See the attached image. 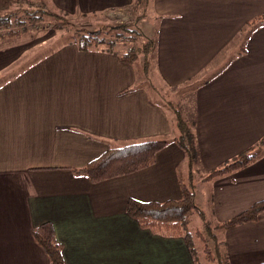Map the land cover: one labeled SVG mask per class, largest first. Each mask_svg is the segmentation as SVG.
I'll return each instance as SVG.
<instances>
[{
  "label": "crops",
  "instance_id": "obj_1",
  "mask_svg": "<svg viewBox=\"0 0 264 264\" xmlns=\"http://www.w3.org/2000/svg\"><path fill=\"white\" fill-rule=\"evenodd\" d=\"M46 2L55 12L95 19L134 11L138 0ZM139 3L153 16L149 36L142 32L155 41L150 68L160 80L177 89L206 73L184 90H194L184 95L199 154L196 202L207 220L229 221L264 200V146L246 168L203 179L264 138V25L257 21L264 0ZM20 38H0V264H50L33 236L46 222L66 264H195L183 239L154 235L126 212L130 199L181 198L187 158L175 144L154 166L125 177L93 184L72 172L115 144L177 136L147 87L127 93L142 83L137 68L103 49L80 52L70 44L33 59L31 41ZM178 106L188 118L186 103ZM225 231L230 264L264 263V213Z\"/></svg>",
  "mask_w": 264,
  "mask_h": 264
},
{
  "label": "trees",
  "instance_id": "obj_2",
  "mask_svg": "<svg viewBox=\"0 0 264 264\" xmlns=\"http://www.w3.org/2000/svg\"><path fill=\"white\" fill-rule=\"evenodd\" d=\"M13 7H17V11L13 10ZM35 7L28 0H0V38L26 35L30 33L31 29L38 31L40 26L45 23L47 16L57 22L55 19L56 15L44 13V5L42 3H39ZM86 15L88 14L84 16L87 17ZM83 19L88 20V18ZM257 21L264 25V15ZM72 27L73 29L71 30H73L74 34H79V37L72 42V45H76L80 52L99 50L101 46H104L107 48L103 50L104 52L119 56L120 61L126 65L137 66L138 62H142L143 69L149 75L151 55L155 47V41L148 40L141 46L138 45V38L144 36L143 32L133 26H119L117 28L122 27L126 36H119V39H113L101 37L99 31L90 30L89 28L92 25L88 21ZM120 39L132 43V46L123 54L116 51ZM144 86L148 87L143 82L139 83L138 86L128 90L127 93ZM154 89L156 90L155 87ZM159 105L162 108H166L172 116L173 124L177 130L176 137L173 139L166 138L130 143L121 147L112 146L84 167L72 169V172L76 177L87 178L93 184L125 177L154 166L157 163L158 154L170 144H175L184 152L190 173L187 182L180 177L181 198L165 202H140L130 199L126 206V212L129 217L138 222L142 229L149 230L154 235L183 239L195 264H200L196 251V239H200L205 243L207 261L217 264H230L229 256L222 251L223 242L217 241V231L256 222L264 213V200L254 204L228 222L212 228L206 218L205 212L196 202L197 192L196 184L194 183V170L198 164L199 154L197 138L194 132L195 125L172 102ZM263 146L264 138L256 146L243 152L232 162L212 171L203 181L208 182L246 168L260 157V149ZM194 214L199 215L205 221V231H207L208 236L204 232L198 231L194 234L190 231L189 227ZM33 236L36 243L48 255L50 264H66L63 256L64 245L58 242L54 225L51 222L43 223L35 228ZM212 249L216 250V254L212 253Z\"/></svg>",
  "mask_w": 264,
  "mask_h": 264
},
{
  "label": "rangeland",
  "instance_id": "obj_3",
  "mask_svg": "<svg viewBox=\"0 0 264 264\" xmlns=\"http://www.w3.org/2000/svg\"><path fill=\"white\" fill-rule=\"evenodd\" d=\"M28 1L33 7H35L39 3H42L44 5V9H43L44 13L46 12V14L50 13L52 15H56L55 19L57 21L55 22L54 20L50 19L49 16H47V19H45V23L40 26L38 31L31 29L30 33H27L26 35L17 36V37H22L20 39L29 38L31 43L28 45L27 48H28V52L30 51L29 56L30 57L34 56L33 59H41L49 55L50 53H53L54 51L58 50L59 48H61L62 46L66 44L72 45V42L75 41L79 37L78 33L74 34L73 30H71L73 29L72 26L74 25L78 26L80 24H84L85 21H88L92 25V27L89 28L90 30L99 31L100 36L104 38L106 37V38H113V39L118 38L119 39V36H126L124 34V29L122 30V27L117 28L119 26H124V25L133 26L134 28H136L137 30L141 32L144 31L145 34L148 36L150 34L149 33L150 29L147 30V24H151V22H148V19L153 18V16H152V13L149 11H146V14H145V11H143V7L145 6L139 3L140 0H138V3L135 4L134 11L130 9L124 10L121 12V14L107 12L106 14H102V16H98L95 19L88 18V20L73 18L64 13L55 12L48 8V3L46 2L47 0H28ZM146 6H149V5H146ZM24 8H26V6H24ZM12 9L17 11V7H13ZM37 10L39 9L37 8ZM142 15L143 17H141ZM135 17H136V20H135ZM154 29H156V27ZM249 30L250 28H248V31ZM148 40L149 38L143 36L141 38H138L137 44L141 46L144 42H147ZM131 46H132L131 42L120 39L116 47V51L120 54H123ZM100 49L106 50L107 48L104 46H101ZM153 66L155 68V64ZM135 67H137L139 82H143L144 84L148 86L147 90H149L151 97L155 101H158V103L162 105H165L166 102L168 103L172 102L177 107H179L178 105H182L183 103H186V105L188 106V111H189L188 119L191 122L194 121V118L192 116L193 110L189 104L188 96L184 95V94H187L188 91L193 92L194 90L189 89L185 92L184 90H186L187 88H190V86L193 84L197 85V83L206 74L205 72L197 76L195 80L192 83L188 84L187 86L185 85L177 89H174L170 85H167L164 82H162L160 80L159 75L154 72L153 68L149 69V75H150L149 76L146 74L145 70L143 69L142 62H138L137 66ZM147 80H149V82H147ZM154 87L156 88V90L154 89ZM193 88H195V86ZM191 104L193 105V100L191 101ZM186 113H187V110H186ZM124 145L125 144H115L116 147H121ZM181 170H182V176L185 178L187 182L188 176H189L188 163H185L184 167ZM194 172L195 173L197 172V166ZM195 183H196V192H197V190L199 189L198 185L201 186V182H195ZM203 209L206 211V208H203ZM209 214L210 213H208V215ZM208 222L210 223L211 227L214 228L228 221L220 223L219 221H217L216 219H213L212 217L208 219ZM189 228H190V231L194 234L200 231V232H204L206 236H208L206 233L207 231H205L206 229L205 221L202 218H200L199 215L197 214H194L192 216V220H191ZM225 232H226L225 230L217 231L216 236H217L218 242H222L224 240ZM195 241H196V251H197L199 263L200 264H217V263H211L207 261L205 243L200 239H196ZM211 244H212V241H211ZM212 251H213L212 252L213 254H216L215 249H212ZM222 251L225 253L224 243H223Z\"/></svg>",
  "mask_w": 264,
  "mask_h": 264
}]
</instances>
